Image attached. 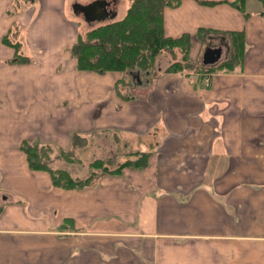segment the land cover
Wrapping results in <instances>:
<instances>
[{
    "label": "crops",
    "instance_id": "obj_1",
    "mask_svg": "<svg viewBox=\"0 0 264 264\" xmlns=\"http://www.w3.org/2000/svg\"><path fill=\"white\" fill-rule=\"evenodd\" d=\"M30 1L0 0V264H264V0L166 6L165 35L189 34L191 59L212 39L227 46L220 63L241 32L243 62L159 67L130 98L116 91L122 72L79 70L69 52L81 27L67 5L96 0ZM107 1L112 20L130 6L119 17L124 0ZM20 27L31 61L9 64L2 38ZM99 130L148 152L147 167L65 189L21 149L25 139L75 149L74 134Z\"/></svg>",
    "mask_w": 264,
    "mask_h": 264
},
{
    "label": "trees",
    "instance_id": "obj_2",
    "mask_svg": "<svg viewBox=\"0 0 264 264\" xmlns=\"http://www.w3.org/2000/svg\"><path fill=\"white\" fill-rule=\"evenodd\" d=\"M172 0H131V4L124 17L92 27L85 33H80L76 42L69 47V52L77 60L79 70H89L100 74L107 71H120L124 75L117 82L125 85L117 93L123 98H130L127 93L135 86V80L145 85L152 81V75L156 61L165 52L171 53L173 61L166 72L195 71L213 73L218 70H233L243 62L245 52L244 35L241 32H231L232 51L229 57L216 65H204L199 68L194 66L190 56L192 41L189 34L173 38L166 36L163 27V10L168 5H176ZM10 33V32H9ZM9 33L2 38L3 43L12 47L15 51L9 64H24L31 61L21 49L19 41L13 42ZM182 53V58H181ZM180 55V56H178ZM137 75H135V73ZM141 73H146L150 78L144 82ZM151 75V76H150ZM133 82V83H132ZM78 134L73 135V144L78 145ZM21 149L26 153L28 163L33 170L48 171L55 186L65 189H85L95 185L96 170H102V175H121L125 167L145 168L149 162L148 152H134L116 168L111 169L103 159H96L92 163L90 174L84 178L74 177L65 168H53L51 166L50 151L52 148L41 145L34 140L25 139ZM60 156L72 161V152L62 149Z\"/></svg>",
    "mask_w": 264,
    "mask_h": 264
},
{
    "label": "rangeland",
    "instance_id": "obj_3",
    "mask_svg": "<svg viewBox=\"0 0 264 264\" xmlns=\"http://www.w3.org/2000/svg\"><path fill=\"white\" fill-rule=\"evenodd\" d=\"M21 4L20 10H24L28 5H31L30 0H18ZM75 1H80V0H75ZM85 1V0H82ZM130 0H124L120 6V16L124 14L128 6L130 5ZM69 3V2H68ZM71 8L74 10V6L71 5L70 3L67 5V12L69 15H73L71 12ZM76 14V13H74ZM78 20L80 21V27H81V32L85 33L88 29L107 23L109 21H112V18L110 19L107 17L104 20H92L87 21L83 14H76ZM114 20V19H113ZM118 20V19H115ZM28 34V30L25 27H20L17 30L16 29H11L9 33V37L13 42L16 41H21L22 44L25 46V40ZM210 43H219L218 40H212L208 39L204 41V46L201 50V52L197 55H195V58L192 59L194 66L196 65V68H199L203 63H202V56L207 48L208 44ZM225 51H227V46L223 45L222 46ZM23 51V49H22ZM228 52V51H227ZM228 54L223 55L225 58ZM180 56V55H178ZM192 56V55H191ZM181 58H182V53H181ZM193 58V57H192ZM196 59V60H195ZM170 60L171 62L173 61L171 53L165 52L162 55H160L156 61L154 70L152 75H156L158 73L159 67H166L168 68L169 66H165L166 62ZM89 71V70H87ZM190 71V70H188ZM108 72V71H107ZM106 72V73H107ZM135 75H137L136 72H134ZM105 74V73H104ZM124 75V74H123ZM151 76V75H150ZM141 78L144 82H146L150 77L146 73H141ZM129 79L135 80V86H137V83L140 84V80H136V76L132 77L129 76ZM133 83V82H132ZM119 86H116V91L120 90L121 88H125V85L123 84H118ZM80 137L77 140L79 147L74 148H69V149H64L67 152H72V161L69 162L66 158L64 159L62 156H60V151L58 149H53V151H50V157L52 159L51 161V166L53 168H63L67 167V170L71 172V174L78 178H84L90 174L92 171L91 166L94 160L96 159H103L105 162H107V165L111 168L114 169L116 168L120 163L124 162L125 160L132 158V154L134 151L128 152L131 149L138 148L139 146H129L127 138L123 137L121 138V135L119 136H113L112 134H106L105 130H99L97 132L91 133V134H78ZM73 139V138H72ZM121 139V140H120ZM126 144V146H124ZM47 146H52V145H47ZM70 146H74L73 140ZM151 147V146H147ZM52 148V147H51ZM112 150H115L113 154H110ZM118 150V151H117ZM97 177L94 181L95 185L99 184V180L101 177H105V175H102V170H96ZM108 176V175H106ZM113 176V175H111ZM93 185V186H95Z\"/></svg>",
    "mask_w": 264,
    "mask_h": 264
},
{
    "label": "water",
    "instance_id": "obj_4",
    "mask_svg": "<svg viewBox=\"0 0 264 264\" xmlns=\"http://www.w3.org/2000/svg\"><path fill=\"white\" fill-rule=\"evenodd\" d=\"M110 4L111 2L107 0H96L87 5L75 4L74 10L75 12H79L78 10L82 11L87 21L104 20L110 15L108 13V6ZM114 17L115 14L111 16V18ZM222 55L223 47H207L202 56V63L204 65H215L221 60Z\"/></svg>",
    "mask_w": 264,
    "mask_h": 264
},
{
    "label": "flooded vegetation",
    "instance_id": "obj_5",
    "mask_svg": "<svg viewBox=\"0 0 264 264\" xmlns=\"http://www.w3.org/2000/svg\"><path fill=\"white\" fill-rule=\"evenodd\" d=\"M110 9H111V8L109 7V8H108V13L110 12ZM78 11H79V12H82V11H80V10H78ZM82 13H83V12H82Z\"/></svg>",
    "mask_w": 264,
    "mask_h": 264
}]
</instances>
